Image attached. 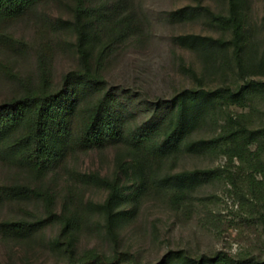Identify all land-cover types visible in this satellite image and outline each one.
<instances>
[{
    "label": "rangeland",
    "instance_id": "rangeland-1",
    "mask_svg": "<svg viewBox=\"0 0 264 264\" xmlns=\"http://www.w3.org/2000/svg\"><path fill=\"white\" fill-rule=\"evenodd\" d=\"M89 2L99 15L118 2L122 11L96 22L87 60L100 82L81 88L63 153L39 171L0 147V264H68L88 251L109 257L127 252L125 264L219 252L263 261L262 133L240 149L217 144L191 150L182 144L161 156L149 146L132 152L127 144L93 147L80 139L104 94L133 129L166 128L173 97L183 90L241 91L208 107L189 138L208 140L231 118L234 129L239 123L251 131L264 128V0H238L240 60L227 42L231 30L210 14L227 15L229 0H43L19 18L0 21V133L14 99L31 90L60 89L66 73L82 68L75 9ZM188 7L187 14L177 13ZM127 16L136 23L130 31ZM187 35L205 40H183ZM197 169L211 174L183 194L175 196L163 181ZM114 182L126 199L115 207L122 214L109 219L102 205Z\"/></svg>",
    "mask_w": 264,
    "mask_h": 264
},
{
    "label": "trees",
    "instance_id": "trees-1",
    "mask_svg": "<svg viewBox=\"0 0 264 264\" xmlns=\"http://www.w3.org/2000/svg\"><path fill=\"white\" fill-rule=\"evenodd\" d=\"M43 0H0V21L13 20L31 12ZM227 15L211 13L213 21L221 27L230 29L232 37L229 44H233L234 53L240 60L243 44V21L238 8V0H229ZM99 15L89 2L84 8L75 9V29L77 31V44L82 58V68L69 71L63 76L60 89L54 91L37 90L29 91L8 104L10 112L7 125L0 133L1 153L6 152L17 155L20 163L35 170H43L52 164L66 145L69 123L73 115L75 102L82 96V87H97L100 82L98 71L92 69L87 60V53L98 33L97 21L116 18L121 13V2L114 3ZM190 7L177 11L180 16L187 14ZM128 31L135 28L136 23L132 17H126ZM125 22V21H123ZM126 28H124L125 31ZM124 31V32H125ZM183 40L203 42L205 38L196 35H187ZM217 42V41H215ZM224 42L223 44H228ZM90 46V47H89ZM81 85V86H80ZM97 85V86H95ZM241 91L236 93L226 89L183 90L173 97L174 114L168 125L144 126L139 125L133 129L126 126L125 117L118 110L113 97L109 94L102 95L95 103L86 117L85 126L80 139L81 144L101 147L114 144H127L132 152L149 146L152 154L167 155L175 152L180 145L186 144L188 149H204L208 146L220 144L228 149L241 148V144H249L256 134L264 135V128L247 130L240 123L234 129L235 121L227 120V127L208 140H192L190 134L200 120V115L208 108L213 107L218 100H233ZM74 101V102H73ZM68 144V143H67ZM143 153V152H142ZM147 155L146 153H144ZM148 156V155H147ZM138 160V159H137ZM140 164V162H137ZM210 170L183 171L163 178L167 187L176 193H185L210 176ZM143 180L140 181L142 185ZM110 194L102 205L108 218L122 214V210L115 212L117 204L126 199L122 186L118 183L109 185ZM12 224V223H11ZM127 252H117L109 257L101 253L88 251L80 260L68 264H125L123 258ZM264 264L254 258L233 259L225 253L214 256L188 257L181 253L171 256L163 264ZM134 264V263H131Z\"/></svg>",
    "mask_w": 264,
    "mask_h": 264
}]
</instances>
